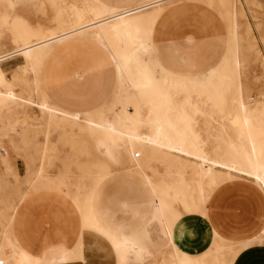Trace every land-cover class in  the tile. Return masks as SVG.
Listing matches in <instances>:
<instances>
[{
  "label": "bare ground",
  "instance_id": "1",
  "mask_svg": "<svg viewBox=\"0 0 264 264\" xmlns=\"http://www.w3.org/2000/svg\"><path fill=\"white\" fill-rule=\"evenodd\" d=\"M94 1L50 0L54 13L52 26L46 27L28 24L16 12V3L0 0V5L6 4V9L0 10V28L10 27L5 34L0 33V64L21 56L23 71L32 72L47 48L77 34L88 37L90 31L109 48L108 60L116 69L117 89L100 109L81 117L59 111L47 102L36 78L34 88L40 102L20 104L28 103L45 114L46 130L58 131L72 155L82 159L76 165V188L82 192H66V196L80 214L83 227L102 234L111 244L116 264L146 262L150 254L143 242L151 231L166 240L157 255L161 260L156 256L154 264H228L234 250L247 241L226 249L228 241L209 225L203 229L192 221L195 217L206 219L207 193L239 176L250 179L264 195V87L259 100L250 104L244 92L250 86L244 81L248 62L245 52L253 51V62L259 61L263 71L264 59L253 44L244 46L242 39L239 42L232 0H143L129 7ZM182 1L219 7L228 34L227 58L218 69L207 70L198 78L174 77L158 61L150 68L146 57V37L160 20L179 14L182 7H176ZM148 9L150 13L145 12ZM240 67L244 68L243 74ZM155 68L159 77L155 76ZM215 76L217 84L213 82ZM122 84L134 92L132 97H118ZM8 86L0 68V87ZM4 91H0V166L7 164L8 150L17 149L3 114L6 104L16 97ZM108 104L118 111L117 118L105 117ZM215 110L228 115L230 122L212 131ZM114 174L139 178L155 199L149 225L141 237L109 233L96 220L92 210L95 189ZM64 182L62 177L46 188L52 186L61 192ZM222 246L228 255L221 253L219 259L213 249ZM137 247L140 253L132 258L130 250ZM0 257L2 264L53 263L22 251L10 230L0 243Z\"/></svg>",
  "mask_w": 264,
  "mask_h": 264
},
{
  "label": "rangeland",
  "instance_id": "2",
  "mask_svg": "<svg viewBox=\"0 0 264 264\" xmlns=\"http://www.w3.org/2000/svg\"><path fill=\"white\" fill-rule=\"evenodd\" d=\"M12 1L16 3V12L24 17L28 24H42L46 27L52 26L51 18L54 9L50 0H34L32 3H22L19 0ZM78 1L79 3L87 4V1L89 0ZM101 1L112 4L116 7H129L141 3L143 0H120L118 3H115L113 0ZM93 3L95 4L96 2L93 0ZM231 4L235 11L237 37L239 42L243 40L242 44L244 46H246L247 43L253 44L254 50L259 52L264 59V41L261 40L264 39V0H232ZM5 6L6 4L0 5V10H5ZM176 8L182 9V13L177 17L176 22L168 21L163 28L159 27L156 29V45L159 47L158 51H161L165 59H168V56L170 55V52L168 51L169 46V48L176 54L177 60L183 68H192L194 64L190 56L179 51L183 50L190 54L197 67L202 69L206 64L214 63L217 56L220 54L224 46H221L215 35H223L225 41L224 53L217 62V66L215 65L209 70L218 69L222 64L223 59L227 58L226 47L228 43V34L227 31H225L226 28L224 27L218 13L220 8H211L200 2L187 1H182ZM217 8H219V10ZM151 9L145 10V12L148 11V13H150ZM29 13H33L35 16L39 17V19H37L36 22H33L29 17ZM177 15L172 18L169 17L160 20L159 23L167 19L175 20ZM9 30V26L3 27L0 28V33L5 34ZM76 37L87 41L93 45L94 48L103 51L95 57L94 65H98L105 56L109 59L108 46L102 43L101 40L97 39L93 31L89 32L88 37L84 33L77 34L67 41ZM187 37L192 38L191 42L186 40ZM223 38H221V40ZM146 40L149 44L146 57L148 60V66L152 68V66L157 63L158 57L153 48V37L148 35ZM188 40H190V38H188ZM1 42H3V40ZM53 46L46 49L43 59L39 63L34 64L32 72L23 71L22 67L24 65V59H22L21 56L12 57L0 64V68L4 72L7 82H9V86L0 87V91L2 93L4 90V93L11 92L16 97L15 101L6 104L3 108V114L8 118L5 122L8 123L11 138L17 146V149L10 148L8 150L7 164L0 166V243L4 241L5 233L10 230L15 238V233L18 235L24 248L28 249L31 247L34 250L45 252L48 255L61 254L58 252H64L68 249L73 250L72 253H74V248L78 244L81 223L79 216L73 210L70 198H68L65 193L75 192L77 190L82 192V190L76 188L78 178L76 165L77 162L82 161V159H78L72 155L69 147L64 145L58 131L48 132L46 130L47 116L45 114H40L28 103H25L23 106L20 105L22 101L40 102V95L34 88L35 78L38 82V88L42 91L40 69ZM245 54L248 55V62L245 71L243 67H240V72L241 74L245 72L247 75L245 77L244 73V81H247L250 86L246 87L244 92L250 97L251 101H249V103L252 104L254 99L255 101L259 100V95L262 91L261 89L264 87V80H262L264 79V71L261 68L259 61L253 62V51L248 53L245 52ZM154 70L155 76L159 77L158 70L156 68ZM165 70L167 69L165 68ZM206 73L193 76L176 75V73L172 74L174 77L186 79L189 77L198 78L205 76ZM161 76H164V74H161ZM217 76L213 78L214 84L218 83ZM113 87L114 82L110 75L97 71L93 78H88L83 87L77 88L76 91H74V94L76 93L75 96L79 97V100L90 102L104 96L109 92V89H113ZM133 95L134 92L130 90L126 84H122L119 88L118 97L126 98L132 97ZM243 99H245V95H243ZM128 108V110L132 112V107L128 106ZM104 114L107 119L111 120L115 119V117L117 118L118 111L112 109L111 105L108 104ZM76 116L81 117L82 115ZM213 118L212 131L218 128L221 124H229L230 122L228 115H222L217 110H215ZM46 147L48 148L47 151H45ZM62 177H64L65 182L61 185V192L56 191L52 186L51 188H46L47 185H53ZM134 178L141 181L148 188L142 180L137 177ZM228 183L233 185L236 184L235 188H237L242 194H247L253 197L257 192L258 194L256 195V198H259L260 196L262 197V200L264 199L261 190L245 176H239L229 182H224L212 192L205 195L207 217L206 219L195 217L192 222L203 229L206 225H209L222 239L228 241L227 246H230L226 249L239 245L241 240H229L224 237L218 229L209 224L208 204L215 191ZM262 202V207L258 210L256 216L262 217L261 219L263 220L264 201ZM44 228L46 229L45 236L40 242L32 245L30 238L31 235H36ZM144 228L141 232H143ZM263 231L264 223L254 236L242 240L247 241L246 244L250 242L253 243L247 244L245 247H240L239 254L245 249L252 247H262L264 249ZM48 235H51V237L49 238ZM141 236L142 233L140 234V237ZM165 242L166 240L161 237V235L154 233L153 231L150 232L149 237H146L143 242L150 254V259L148 258L146 260L147 264H154V258L158 255L161 246L165 244ZM226 249L222 246L213 249V251L217 252L219 259H221V253H223L224 256L228 255ZM132 252L134 251L131 249L130 253ZM129 256H131V254ZM132 256L137 257L136 253H133ZM157 258L159 261L161 260V257L157 256ZM0 260L3 259L0 257ZM138 264L142 263L139 262Z\"/></svg>",
  "mask_w": 264,
  "mask_h": 264
},
{
  "label": "crops",
  "instance_id": "3",
  "mask_svg": "<svg viewBox=\"0 0 264 264\" xmlns=\"http://www.w3.org/2000/svg\"><path fill=\"white\" fill-rule=\"evenodd\" d=\"M19 1L22 3L34 2V0ZM113 1L115 3L120 2V0ZM181 13L182 9L175 20L167 19L161 21L152 31L153 48L157 54L158 62L170 72L176 73V75L193 76L204 74L217 64L224 53L225 41L223 35H215L221 46H224L220 54L214 63H208L202 69L198 68L192 56L183 50L178 49L180 52L190 56L194 64L192 68H183L178 62L176 54L169 46L170 55L168 59H165L161 51H158L156 29L159 27L163 28L168 21L176 22L177 17ZM29 17L33 22L39 19L33 13H29ZM221 38L223 39L221 40ZM186 40L191 42L192 38L187 37ZM101 52H103L101 49L94 48L93 45L79 37L52 47L40 69L42 94L52 107L65 113L82 115L94 112L108 103L116 89L117 73L107 56L98 65H94L95 57ZM97 71L110 75L114 82L113 89H109L108 93L94 101L79 100L80 98L75 96L76 93L74 94V91L83 87L85 81L88 78H93ZM235 186L236 184L228 183L215 191L208 204V222L228 239L245 240L254 236L264 223V219H261L262 217L256 216L258 210L262 207L264 199L262 200L260 196L256 198L258 194L256 191L253 197L242 194ZM148 188L141 181L125 174L113 175L99 184L94 192L92 210L102 229L115 235L140 237V234L149 225L152 216V205L155 202ZM71 205L74 212L79 216L81 223L78 244L74 248V253L76 254L72 253L73 250L71 249L58 252L61 254L48 255L31 247L28 249L24 248L15 233L16 238H14L21 250L32 257L53 261L52 264H116V254L111 244L102 234L93 229L84 228L80 214L72 203ZM143 228L144 231L141 232ZM45 231L46 229L44 228L36 235H31L32 245L41 241L45 236ZM48 237L50 238L51 235H48ZM247 244L234 250L229 257L228 264H264V249L262 247L245 249L239 254V248L245 247ZM140 250V247H137L131 253V257L137 258L133 257L132 254L136 253L138 256ZM142 264L147 263L143 262Z\"/></svg>",
  "mask_w": 264,
  "mask_h": 264
},
{
  "label": "built area",
  "instance_id": "4",
  "mask_svg": "<svg viewBox=\"0 0 264 264\" xmlns=\"http://www.w3.org/2000/svg\"><path fill=\"white\" fill-rule=\"evenodd\" d=\"M137 157V156H136ZM0 264H2L1 262H0Z\"/></svg>",
  "mask_w": 264,
  "mask_h": 264
}]
</instances>
